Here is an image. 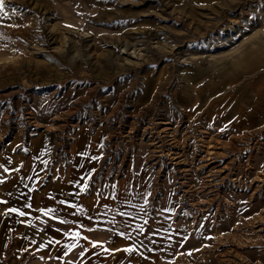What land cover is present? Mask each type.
<instances>
[{
    "label": "rangeland",
    "instance_id": "1",
    "mask_svg": "<svg viewBox=\"0 0 264 264\" xmlns=\"http://www.w3.org/2000/svg\"><path fill=\"white\" fill-rule=\"evenodd\" d=\"M83 124L116 176L144 150L190 228L173 264H264V0H6L0 147Z\"/></svg>",
    "mask_w": 264,
    "mask_h": 264
},
{
    "label": "crops",
    "instance_id": "2",
    "mask_svg": "<svg viewBox=\"0 0 264 264\" xmlns=\"http://www.w3.org/2000/svg\"><path fill=\"white\" fill-rule=\"evenodd\" d=\"M58 134L0 147V264H173L190 228L169 193L153 201L144 150L116 176L103 165L109 126L76 127L65 154Z\"/></svg>",
    "mask_w": 264,
    "mask_h": 264
},
{
    "label": "snow or ice",
    "instance_id": "3",
    "mask_svg": "<svg viewBox=\"0 0 264 264\" xmlns=\"http://www.w3.org/2000/svg\"><path fill=\"white\" fill-rule=\"evenodd\" d=\"M3 8H4V4H3V0H0V12H3ZM4 15L5 16H7V13H4ZM29 207H30V205H29ZM9 211H17L16 209H10ZM52 210L51 209H49V212H51ZM25 213H23V212H19V215H24ZM45 215H47L48 213L47 212H45L44 213ZM95 246V245H94Z\"/></svg>",
    "mask_w": 264,
    "mask_h": 264
},
{
    "label": "bare ground",
    "instance_id": "4",
    "mask_svg": "<svg viewBox=\"0 0 264 264\" xmlns=\"http://www.w3.org/2000/svg\"><path fill=\"white\" fill-rule=\"evenodd\" d=\"M5 1H6V0H3L4 7H5Z\"/></svg>",
    "mask_w": 264,
    "mask_h": 264
},
{
    "label": "built area",
    "instance_id": "5",
    "mask_svg": "<svg viewBox=\"0 0 264 264\" xmlns=\"http://www.w3.org/2000/svg\"><path fill=\"white\" fill-rule=\"evenodd\" d=\"M63 154H65V153H63ZM109 168H111V167L109 166Z\"/></svg>",
    "mask_w": 264,
    "mask_h": 264
}]
</instances>
